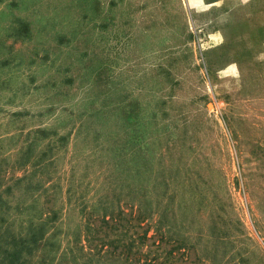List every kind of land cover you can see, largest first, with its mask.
<instances>
[{"label":"rangeland","instance_id":"1","mask_svg":"<svg viewBox=\"0 0 264 264\" xmlns=\"http://www.w3.org/2000/svg\"><path fill=\"white\" fill-rule=\"evenodd\" d=\"M0 196L1 231L56 213L29 264H135L81 211L138 197L176 264H264V0H0Z\"/></svg>","mask_w":264,"mask_h":264},{"label":"trees","instance_id":"2","mask_svg":"<svg viewBox=\"0 0 264 264\" xmlns=\"http://www.w3.org/2000/svg\"><path fill=\"white\" fill-rule=\"evenodd\" d=\"M36 133L42 134L41 131ZM113 164L115 167L119 166L117 161H114ZM135 173L137 174V172ZM161 185L163 190L157 192V195L159 194L161 198L168 200L172 195L170 185L167 183H162ZM134 186L133 184L126 186L128 197L134 198L130 196L131 193L136 192V186ZM6 190L9 191L10 187ZM151 203V199L138 197L136 211L131 210L126 213L124 209L119 208L116 211L107 212L105 209L103 215L96 218L98 225H95V220L89 217L92 216L91 213L82 206L81 213L87 218L84 227L86 241L89 244L96 242V246H100L99 252L106 248L105 250L110 255L117 253L116 256H123L126 260H132L135 264H176L178 261L176 253H181L180 256L184 258L185 253L194 246H188L183 239L177 241L168 237L166 232L171 229V224L167 219V213L171 212V210H169L168 204H165L160 210L161 204L157 202L156 209L152 211ZM4 205L6 203L0 196V222L3 224L6 221L2 216L6 211V208L2 209ZM21 210L22 208L19 211L21 212ZM200 212L201 210L198 208L196 215H199ZM49 213L51 216L48 220L46 219L38 225L31 224L25 230L20 227L16 231L8 227H5L2 231L0 230V264H29L33 253L43 243L46 227L48 226L47 223L56 218L55 212ZM154 214L158 215V226L154 230L155 234L148 236L151 225L147 223V220L153 218ZM166 225L169 226V229L163 231L162 229ZM135 229H139L140 232L135 231ZM101 230L106 232L103 237L98 235ZM197 235L201 240L200 231L197 232ZM194 263L204 264L202 261L198 262L197 260ZM213 263L210 261V264Z\"/></svg>","mask_w":264,"mask_h":264}]
</instances>
